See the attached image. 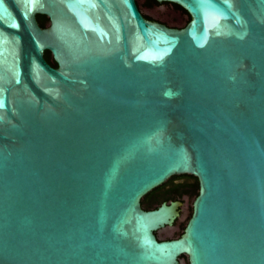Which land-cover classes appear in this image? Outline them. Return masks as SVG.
<instances>
[{
  "label": "water",
  "instance_id": "95a60500",
  "mask_svg": "<svg viewBox=\"0 0 264 264\" xmlns=\"http://www.w3.org/2000/svg\"><path fill=\"white\" fill-rule=\"evenodd\" d=\"M157 1L0 0V264H264V0Z\"/></svg>",
  "mask_w": 264,
  "mask_h": 264
},
{
  "label": "trees",
  "instance_id": "16d2710c",
  "mask_svg": "<svg viewBox=\"0 0 264 264\" xmlns=\"http://www.w3.org/2000/svg\"><path fill=\"white\" fill-rule=\"evenodd\" d=\"M141 1L142 0H137V4L139 7L142 6L146 8H154V7L161 6V5H171L176 10H180L182 14L188 15V12L186 10H184L182 7L176 4H171V3H166V2L160 3L157 0H144L142 3ZM146 19L151 20L148 17H146ZM37 20L42 28H45L48 26L49 19L45 15H37ZM189 21H190V16H189L188 22ZM44 57L51 66L55 68L58 67L52 54L49 51L45 52ZM183 176H190V175H183ZM178 177L179 176H174L170 178L166 183L157 187L156 189L151 191L149 194H147L141 201L142 208L147 211L154 210L160 207L163 203H167V201L171 199V197L168 195L170 194V192H174L176 190L180 191V189H181L180 194H183V195L187 194L190 197H194L196 199L200 193L199 180L194 176H190L193 179V183H191L187 188L182 189L181 185L177 186L173 181L175 178H178ZM169 187H172V188H169ZM163 193H165L164 196L162 195ZM182 258L184 259L185 256H183Z\"/></svg>",
  "mask_w": 264,
  "mask_h": 264
},
{
  "label": "flooded vegetation",
  "instance_id": "af4514ba",
  "mask_svg": "<svg viewBox=\"0 0 264 264\" xmlns=\"http://www.w3.org/2000/svg\"><path fill=\"white\" fill-rule=\"evenodd\" d=\"M143 1L144 0H142L141 3ZM139 8H140V11L143 13L144 16H146V17L151 19L150 21L159 22V23H162V24H164V25H166L168 27L175 28V27H172L169 23H166V22H164L162 20H159V19H157L155 17H152L151 15L143 12V10H142L143 8H145V9H152V8H146V7H142V6L139 7ZM177 11L181 13L180 10H177ZM183 15L187 16V18L189 20V16L188 15H185V14H183ZM48 25H49V23H48ZM173 181H174V183L177 186L181 185L182 189L183 188H187L191 183H193V179L190 176H179L178 178H175ZM169 188H172V187H169ZM180 192H181V189H180V191L176 190V191L170 192V194H168L171 197V199L169 201H167V204H171L172 202H180L181 206L179 207L180 215L176 219L174 225L165 227V228H171V229L175 228V229L178 230L179 233H177L176 236L168 238V239H162L160 237L159 233H157L158 239L170 240V239H178V238H180L183 235V233H184V231H185V229L187 227V224H188L189 220L191 219V217L193 215V205H194L195 198L194 197H190L187 194H184V195L180 194ZM162 195L164 196L165 193H163ZM165 228H163V229H165ZM183 260H184L185 264H190L189 263V258L187 256ZM180 264H182V262Z\"/></svg>",
  "mask_w": 264,
  "mask_h": 264
},
{
  "label": "rangeland",
  "instance_id": "374dc122",
  "mask_svg": "<svg viewBox=\"0 0 264 264\" xmlns=\"http://www.w3.org/2000/svg\"><path fill=\"white\" fill-rule=\"evenodd\" d=\"M170 229H171V228L161 229V230L158 232L159 235H160V237H161L162 239H168V238H171V236L174 237V236L177 235V233H179L178 230L175 229V228H174V229H171V231H170ZM170 233H171V236H170ZM183 263L185 264L184 260H183Z\"/></svg>",
  "mask_w": 264,
  "mask_h": 264
}]
</instances>
